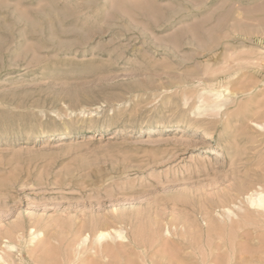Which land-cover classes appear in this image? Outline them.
<instances>
[{
  "label": "rangeland",
  "instance_id": "obj_1",
  "mask_svg": "<svg viewBox=\"0 0 264 264\" xmlns=\"http://www.w3.org/2000/svg\"><path fill=\"white\" fill-rule=\"evenodd\" d=\"M255 190L264 0H0L5 258L264 264Z\"/></svg>",
  "mask_w": 264,
  "mask_h": 264
},
{
  "label": "bare ground",
  "instance_id": "obj_2",
  "mask_svg": "<svg viewBox=\"0 0 264 264\" xmlns=\"http://www.w3.org/2000/svg\"><path fill=\"white\" fill-rule=\"evenodd\" d=\"M226 90L229 91V88L225 87V89L220 92L219 97L224 95V92ZM224 98L226 99L225 96H224ZM262 125L263 124H261L260 126H262ZM194 131H196V133H203L204 137H213L212 131L209 128H206L203 124H199L196 127H194ZM206 150L212 151V152L217 153V154H221L220 149L218 147H210V148H207ZM259 188L262 189L261 186ZM249 199H250L252 204H256L257 206L264 208V191L263 190L262 191H257V190L253 191L251 193V195L249 196ZM96 237H97L98 243L100 244V243H102V241L108 240V239H112V240H115L117 238L123 239L124 235H123V232H116V234L114 235L110 230L99 229ZM86 238H83V241L86 240ZM10 248H15V245H10ZM103 250H104V248H103ZM8 257L9 258H5L2 254H0V261H3L4 264H15L14 259L11 258L12 257L11 254H8ZM45 264H47V263L45 262Z\"/></svg>",
  "mask_w": 264,
  "mask_h": 264
}]
</instances>
